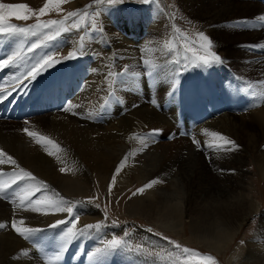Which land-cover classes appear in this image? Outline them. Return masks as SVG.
Listing matches in <instances>:
<instances>
[{"label": "rangeland", "instance_id": "obj_1", "mask_svg": "<svg viewBox=\"0 0 264 264\" xmlns=\"http://www.w3.org/2000/svg\"><path fill=\"white\" fill-rule=\"evenodd\" d=\"M234 1L239 4H244L248 0H234ZM249 1L250 2L253 1L257 6H260L262 8L264 7L262 2L263 0L262 1L249 0ZM47 2L48 0H0V3H5V4L27 5L30 9L33 10V12L36 13V15H33L32 13H28V15L30 16L28 20H17L14 16L9 19L8 23H11L19 27H24V26L28 27L29 25H35L37 23V15H39L38 13L39 8L43 7L44 4ZM91 3L92 0H68L67 3L59 5V11L56 10L57 5L53 3L49 5L50 11L45 15L40 16L39 19L41 22L49 21V20H58V21L63 20L67 12L75 11L78 8H84L85 5H89ZM197 3L200 6H202V10L205 11V17L207 19L208 11L211 8H209L205 4L204 0H197ZM95 7L104 8L105 6L99 5ZM95 7L89 8L88 11L89 12L95 11ZM155 7H157V9ZM163 7L168 8L169 11H165ZM164 12H166L167 17H165ZM190 13L195 14V11L189 4L185 3L184 0H158L156 4H143L140 2V0H124L123 4L112 6L108 8L107 11L102 12L99 20L97 21V28H99L101 26L100 21H103L105 18L104 17L102 19V16L108 15L107 20H109L110 22L113 21L112 23L115 25L117 31L125 27L124 22L130 25V29L133 26V29L132 30L128 29L126 33L122 32L121 30L122 32L121 35L123 37L126 36L124 38L125 39L127 38L131 41L132 40L137 41L138 39V41L135 42L134 44V48L136 49L138 54L136 56L139 58L140 63H143L141 59V52L143 51V58L149 61V65L147 66L144 65L146 66L145 69L141 72H138L141 73L142 77L140 76L141 79L137 81L136 84L138 83L143 84L144 86V88L142 89L143 93H139L138 89L135 88V86L128 88L125 87L124 92L129 93L132 96H135L139 99H148L150 97L149 98L151 99L150 105L158 113H159V109L161 108L153 105L151 103L152 100H155L160 107L166 108V110L170 109V114L173 113V119L175 118L176 122L180 121L183 123V126L181 127V130L184 131L183 138H190L194 134V131L192 130L191 132L190 130L192 129L193 126L200 125V122L203 118L209 115L216 114L218 110L222 108L223 105H228L226 103H230L232 101L233 96L231 95L229 96L227 94H231L232 93L231 89L233 88L235 89L234 92L235 96L233 99L235 105L239 104L238 102L239 99L237 98L239 95L246 97L251 95L253 97L255 95L257 99L259 100L262 99L261 101L264 100V96H263L264 79H262L264 78V70L263 69H261V71L258 70L257 75L259 76L256 77V80L254 78L253 79L251 78L250 80L249 77L247 76L245 77V75L241 76L240 74H238L236 69L228 63V59L230 58L237 61L240 60L239 53H237L239 49L244 51L249 50L256 57L263 58L264 44L260 45L259 43H254L253 40L250 39L251 44L254 43L256 45H259V47L252 48L249 46L248 43L249 41L246 42L245 40L244 41L237 40V43L235 44H229L228 42L229 40H223L222 42H220L219 39H222V37L217 38V36L215 35L219 31L217 25L216 26L211 25V27L212 26L214 27L211 28L210 26H208V24L194 18ZM256 17L257 16L254 14L253 16L245 17L248 19L244 18L242 19V21L241 19L235 21L233 20L228 21V24H230L231 27L235 26L234 28L233 27L231 28L233 32L245 31L250 36L263 34L264 30H261L257 27L263 26L264 21L262 20L260 21V19ZM69 23H71V21H69ZM85 23L86 21L81 22L80 31L73 29L70 32H62L61 35L57 37L55 40L49 41L47 47L42 45V47L45 48L43 49V55L45 53H55L53 59L61 62L56 63L53 67H51L52 69L49 68L45 72V74L41 76L43 78L41 79L40 77V80L36 82L35 84L36 86H34L33 88H27L28 91H25L26 90L25 89L24 91H19L17 93H12L10 91L11 85L13 83L12 81L15 80L14 78L15 76L19 75L18 71L20 68L16 70H12V72H9L8 74L10 75H8L4 79V83H2L3 76L0 77V106L3 103V110L6 108L8 100L10 98L11 100H13L14 96L16 97H14L13 101L14 102L20 101L21 106L24 104V102L27 99H30L31 97L32 98L30 100L35 98L38 101L41 100L42 102L41 107H43L47 102L51 103L57 95L59 94L62 95L59 86H62L63 89L64 86L68 87L71 84V81H68L69 76L71 74L67 72L66 69L68 66H71L72 64V66H76L75 72L79 71L81 73L80 84L83 89L79 91L76 97V99L77 98L79 99L77 100L75 99L70 104L71 105L70 110L68 112H65L64 114L65 116L78 118V119H80L81 117L82 119V115H83L82 113H84L85 111L84 110L85 101H87V104L91 109V111L88 109L89 114L90 112H92V115L96 121L98 120L96 115L97 111L105 106L110 112V114L111 113L114 114L112 118L107 120V124L111 120L113 119L119 120L120 118H123L127 114V110L124 107H121L122 104L117 96V94H119V84H118L119 80L120 81L123 80L125 78V75H117L115 77H107V79H105L107 72L111 70H112L111 72L113 73H120L121 70L125 68V66L128 67V70L129 67H131L129 65H126L124 62H122L123 57L121 53L118 54L110 53L111 55L113 54L112 56L110 55L112 59L110 65L108 66L105 65L103 66L102 69L101 68L102 66L100 64L106 61L104 54H98V55L96 54V57L94 58L95 55H92L93 53L92 54L88 53V51L84 49V52L86 54H84L83 58L86 67L84 69H81L79 66L77 67L78 64L77 62L75 63V59H68L67 61L68 54L64 52L65 50L63 48H61V46L64 45V41H65L64 38L67 37L68 40H70L71 42H77L80 44V41H78L79 37L84 34H85L84 44L90 45L92 43L91 40L88 39V35H89L88 30L83 27ZM107 25L108 23L104 24L103 28L107 29L108 27ZM156 30L158 33H156ZM45 31H50V30H45ZM199 32H203L211 39V41L215 45V47L212 50L215 51L218 55H220L224 62L221 64H215L211 68H208L212 76V79L209 81V83L203 80V75L201 72H197L194 69L186 70L188 71L187 73L186 71H184L182 75L176 77L177 85H176V90L172 95L173 97L169 96L168 91H170L172 87V85L169 82L170 69L174 67V65L171 64L170 62H167L169 61L168 58L171 56L172 59H175L177 56L182 57L184 55V50L182 46L184 44L185 37H187V40L189 42L194 41L196 42L197 45L201 43L197 35ZM94 34L95 33L93 32L92 35ZM234 35L236 36L237 39H239L240 36L239 32L234 33ZM21 39L22 38L7 39L4 37H0V42H1L0 44L3 46L2 47L3 49L0 48V51H3L5 47L6 48L10 47L11 49L14 47L13 49H16V47L19 46L18 42ZM246 39L249 40L248 38ZM10 42L12 43L10 44ZM107 42L109 43V41ZM91 45H93L94 47L99 46L96 43H93ZM108 47L109 46H107V48ZM150 48L153 50H151ZM148 50H150L151 53H154L155 56L150 52H148ZM188 54L191 55V53ZM114 55L116 56L115 58ZM130 55L131 54H128L129 60H136L137 57L135 56L132 57V55L130 57ZM111 65L113 66V68ZM92 66L95 67L93 70H91ZM149 67H153V68L155 67L154 70L156 75L152 79H149L148 77H144L143 75V72L145 73ZM15 72L18 75L14 74ZM129 72H135V71L129 70ZM93 74L98 75L97 76L98 79L96 78L95 80L96 85L97 84L98 85L94 88L95 90L92 93L91 90L92 85L89 86L90 85L89 80L93 78L94 76ZM224 80L229 82H224ZM232 81L240 85L241 89L238 88L236 84L234 83L232 84L231 83ZM74 82H76V80ZM215 86H217L219 92L217 91ZM98 87L100 91L98 90ZM183 87H185V92H184V104H183L184 106L182 109L179 107H181V101H182L180 91H182ZM165 88L168 89V91L166 92L164 97H161L159 100L153 99L155 97H152L151 96L152 94H155L158 90ZM224 89L227 94L225 93ZM36 90L37 92L35 93ZM127 90L128 92H126ZM75 91L77 92V88H75ZM112 91L114 95L118 98L116 101H113L109 96V94ZM25 94L27 97L25 96ZM202 94L204 96H202ZM99 95L100 96L102 95V97H100ZM215 98L217 99V101L214 100ZM38 101H36V113L37 110L40 109L38 105ZM105 101H107V103H105ZM110 101L115 102V104L118 103L117 104L118 106L119 103L121 105L119 107L115 106V109H112L113 106L111 105ZM215 101L216 104L214 103ZM219 102H226V103L220 104ZM102 105L103 107H101ZM74 110L80 112L79 115L81 116L75 114L72 115V113H78V112H74ZM117 112L118 114H116ZM122 114L123 116L121 117ZM26 115L29 116L28 112L26 113ZM41 116L43 115L37 113L32 118L33 120L32 119L28 120L27 118H25L23 121L15 120L14 122L7 120L4 121L0 120V123L13 124L11 128H15V126L20 125L19 123L21 124L23 123L24 125L29 126L26 127L28 129L31 126H35L38 124H39L38 126H40V121L43 120L42 118H40ZM25 121H29V122L25 123ZM176 135L172 137L171 136L167 137L161 134L155 135L153 137V139L155 140L154 146H156L158 143H163V142L173 143L176 140H180L181 138H175ZM41 137L45 138L44 140H41L43 147V149L41 150H43L44 152L45 150L46 152L48 151L47 154L50 155L56 154L58 151L59 152L57 154H63L67 151L65 150V147H63V145L51 135L42 134ZM49 141H51V144L49 143ZM0 147L2 148L0 150L6 153L5 156L0 157V160L4 161L3 164H0V182L6 185L10 181L9 173L12 172L18 173L20 168H23L24 170L32 173L37 178L38 181L43 182V185L47 186L44 187L42 185L39 190L33 188L31 192H26V191H22L21 189L27 188L30 185H35L36 181H31L27 179L24 181H18L17 184H13L12 187L8 189V191L17 190L20 193V195L12 198L11 200L0 199V223H3L5 225L4 228H0V235L1 234L5 236L9 235L15 238L16 239L15 244H18L16 245L15 248L16 249L19 248L12 253L13 258H11L12 257L11 255L9 257L10 260L6 259V261L3 262L2 264H17V263L18 264H101V262L102 264H230L229 261L234 257H236L237 253L241 254L242 257L241 259L242 261H244L245 257H247L248 254L247 244L250 242L251 239H258L260 233V225L262 222V216L264 215V204H263L264 174L262 172H259L260 170L256 165L257 163L254 162L255 160L250 159V163L248 165V170L250 171V175H249L250 177L248 182L249 184L252 183L250 185L252 189L250 188V193L247 195V198L249 200L252 199V201H254L255 203H259V204L261 203V208L257 212V214L249 221V223L246 224L242 233H240L238 239L234 242L232 247L223 254H217L216 252L206 248L205 246H198L197 243H195V241H197V239H201L202 241L212 240L216 238V235H218V231L232 230L239 223L242 216L250 211L249 207L244 208L243 206L238 204L236 200V195L233 194V192L228 189L219 190L210 195H206L201 192H198L197 196L199 197L200 200L204 201V204H202L200 208L194 210L193 217L195 219L202 218L203 223L196 225L195 229L193 228L192 230L190 229V226L187 225L185 227V230L181 232L180 235H176L177 231L173 232L170 229H168L162 222L156 221L154 218L146 217L147 215L146 212L145 214H140L136 211L141 198L147 195L146 192L147 189L149 188L146 187V185H148L147 181L144 180L139 181L134 185H132L131 187L125 189L124 191H121L114 186V183H116V179L112 180L113 175L109 179H104L98 176L91 178V176H89L90 173L85 172L84 177H86L87 175H88L87 178L90 177L89 179L91 180L90 182L91 185L85 186L83 184L80 185L81 184L80 182H76L75 185L76 188L74 187L70 191L69 189L58 187L55 184H51V182H49L48 180L43 179L41 176L36 174L30 168L21 165L19 156L13 155L9 153L7 150L5 151L2 145ZM62 149L64 150L62 151ZM49 150H51V152ZM8 156H11L13 159H15L16 165H12L11 162L8 161ZM221 171H224V173H226L225 169H219L218 173L220 175H228V176L230 175L228 172L226 174L224 173L222 174ZM68 173L70 174L72 172H68ZM110 185H111V193L109 194ZM115 188L118 191L115 190ZM140 188H144V191L142 193L137 191ZM134 192L136 193V195H133ZM21 196L26 198L24 205H21L20 202ZM29 200L31 201L40 200L41 203L38 205L37 204L29 205L28 204ZM60 200L68 202L69 206L72 207L73 211L71 215L67 211L57 212L48 207L49 202L60 201ZM77 201H80L81 203L78 204L76 203ZM89 201H91V203H89ZM96 205H99V208H97ZM33 208H35L36 210H33ZM6 211L8 214L6 213ZM105 213L107 215L106 220H105ZM76 215L79 216V220L76 221L77 229H80L84 225L95 224L98 222L102 224V227L98 232L95 229H93L89 237H81L67 244L66 246L67 250L61 253L59 260H55L53 258L54 254L58 250V246L62 243L61 240L62 230H65L67 227H70L71 225L70 223H66L64 225H58L56 228H52V229L50 228V225L54 224L57 220L60 219L70 220L71 217ZM13 220L16 221V227L19 228L33 227V228L43 229V231L35 234L33 238L39 244L40 247H35L32 242L27 241L23 239V237L19 236L18 233L11 226ZM20 221H24V223L21 224ZM231 222H234V224H232ZM148 229H151V231H148ZM203 232L205 233L204 236H203ZM192 235H194V237H192ZM150 236L159 238L165 245L160 247L158 246L154 247L150 242H148ZM113 238L122 241V245L119 248H117V250L110 252L106 257H93L91 260L89 259L90 253H92L96 248L102 247L104 242L110 241ZM170 242H174V243H170ZM175 244H179L181 246L180 249H177L175 247ZM263 244L264 242L261 241L262 248H264ZM185 247L191 249L193 253H199L200 255H188L187 259H185V254L182 251L183 248ZM25 252L27 253L26 255L23 254ZM208 256L212 257L213 259L212 260L204 259V257H208ZM145 260H149L152 262Z\"/></svg>", "mask_w": 264, "mask_h": 264}, {"label": "bare ground", "instance_id": "obj_2", "mask_svg": "<svg viewBox=\"0 0 264 264\" xmlns=\"http://www.w3.org/2000/svg\"><path fill=\"white\" fill-rule=\"evenodd\" d=\"M184 2L189 4L195 11V14L190 13L194 18L208 24V26L210 27L211 25H217L219 31L215 35L217 36V38L222 37V39H219L220 42H222L223 40H229V44H235L237 43V40H245L246 42L249 41V46L256 45L254 43H259L260 45L264 44V32L263 34L250 36L245 31H238L240 36L239 39H237L234 33L238 32H233V30L231 29L235 26L231 27L230 24H228V21H235L238 19H241L242 21V19H244L245 17L253 16L254 14L258 18L264 16V7L262 8L260 6H257L253 1L250 2L248 0L244 4H239L236 3L234 0H204L205 4L209 8H211L208 11L207 19L205 17V11L202 10V6L197 3V0H184ZM262 2L264 6V0ZM155 8L157 9V7ZM164 9L165 11H169L168 8ZM164 13L165 17H167L166 12ZM107 16L108 15L102 16V19L105 17L103 20L104 24L108 23L107 29H104L106 33L104 39L101 40L97 38L95 40H91V44L96 43L99 46L94 47L91 44H84V49L88 51V53H93L92 55H95L94 58L96 57V54H104L106 61L100 64L102 66V69L103 66L110 65V62L112 60L110 57V53H121L123 57L122 62H124L126 65L131 66L129 67V70H133L137 73L143 71L146 66H144V63H140L139 58L136 56L138 55L137 51L134 48V44L138 41V39L137 41H131L127 38L125 39L124 37L126 36L123 37L121 35L122 32L126 33L128 29H130V25L124 22L125 27L121 29L122 32L121 30L117 31L115 25L112 23L113 21L110 22L109 20H107ZM263 27L264 25L258 26L257 28L264 30ZM132 29L133 26L130 30ZM156 33H158L157 30ZM93 36H97V33H95ZM246 38H248L249 40H247ZM36 39L37 37H29L24 43V47L27 48V46ZM250 39L253 40V44H251ZM64 40V45H62L61 48H63L65 50L63 51L67 54L73 51L74 48L80 47L79 43L71 42L70 40H68L67 37L64 38ZM107 41H109V43ZM11 43L12 42H10V44ZM107 46H109L110 48H107ZM2 47L3 46L0 44V48ZM13 48L11 49L10 47H5L3 51H0V59H3L8 54L16 50ZM43 49L45 48L41 46L39 48L34 49L32 53H26V59L31 58L33 56L36 59L41 58L42 56H44ZM148 52H150V50H148ZM237 53H239L240 60L237 61L230 58L228 59V63L232 65L236 69L238 74H240L241 76L245 75V77H249L250 80L251 78H254L256 80V77L259 76L257 75V71H261V69L264 70V55L263 58L256 57L251 51H244L240 49L237 51ZM128 54H131L132 57H137L136 60H129ZM151 54L154 55V53ZM83 57L84 55L75 59V63L77 62L78 64L77 67L79 66L81 69H84L86 67L84 64ZM115 57L116 56L114 55V58ZM75 67L76 66H72L71 64V66H68L66 69L67 72L71 74L68 80L71 81V84L68 87L64 86L63 89L62 86H59L62 95H57L51 103L47 102L43 107H41V100L38 101L36 98L30 100L32 97L30 99H27L22 106L20 105V101H13L14 97L16 96L13 97V100H11V98L8 100L6 106V108H8L6 116L14 114L15 120L23 121L25 118L30 120L34 117L35 114H37L36 101H38V105L40 109H42L40 114L43 115L40 118H42L43 120L40 121V126H38V124L28 128L29 131L37 134L36 137H30L27 135L26 132L23 131V129L29 127L28 125H24L23 123V125L19 123L20 125L15 126V128H11L13 124L0 123V146L2 145L5 151L7 150L9 153L19 156L21 165L30 168L43 179H46L51 182V184H55L56 186L61 188L69 189L70 191L75 187L76 182H80V185H91V180L89 179L90 177L87 178L88 175L84 177L85 172H89L90 174H88L89 176H91V178L98 176L104 179H109L112 175H114L115 169L118 165H121V171L116 174V183H114V186L118 188V190L124 191L125 189L131 187L135 183L142 180L147 181L148 184L151 181L155 180L156 183L152 184V186L147 189V195L141 198L136 211L140 214H145L146 212V217L154 218L156 221L162 222L171 231H177L176 235H180L181 232L185 230V227L187 225L190 226V229L192 230L193 228L195 229L196 225L203 223L202 218L195 219L193 217L194 210L200 208L202 204H204V201L200 200L197 196L198 192L210 195L219 190L228 189L236 195V200L238 204H240L244 208L249 207L250 211L242 216L239 223L232 230L218 231V235H216V238L212 240L202 241L201 239H197V241H195L198 246H205L206 248L216 252L217 254H223L228 251L232 247L234 242L238 239L240 233H242L246 224L249 223V221L257 214V212L261 208V203H255L254 201H252V199L249 200L247 198V195L250 193V185L252 184H249L248 182L250 177V171L248 170L250 159L255 160L254 162L257 163L256 165L260 170L259 172H262L264 174V100L261 101L262 99H257L255 95L253 97L252 95L248 97L239 95L237 97L239 99V104L235 105V102L233 101L235 96V89H231V94H227L224 89L227 95L233 96L232 101L230 103H219H226L230 106L223 105L222 108H220L216 114L209 115L203 118L200 122V125H195L190 130L191 132L193 130L194 134L190 138H183L184 131L181 130L183 123L180 121L176 122L175 118L173 119V113L170 114V109L166 110V108L159 106V108L162 109H159V114L150 105V97L148 99H139L129 93L124 92L125 87L128 88L135 86V88L138 89L139 93H143L142 89L144 88L143 84H136V82L139 81L142 76L136 80L135 84H133L129 76L125 75V78L123 77L124 79L121 80L125 83H121L120 80L119 83L117 82L119 84V94H117V96L122 104L121 107H124L127 110V114L123 118H120L119 120L113 119L107 124V120L112 118L114 114H110V112L105 106L97 111V123V121L92 115V112H90L89 114V110L91 111V109L87 104V101H85L84 99L83 100L85 101V111L84 113H82V119L81 117L80 119H78L64 115L65 111H63V108L70 105L76 99L79 91L83 89L80 84L81 73L78 70V72H75ZM94 68L95 67L92 66L91 70H93ZM193 69L197 72L202 73L203 80L205 82L209 83V81L212 79V76L208 69ZM12 70H16V68L9 67L4 69V71L0 72V77L3 76L2 83H4V79L8 75H10L8 73L12 72ZM23 71H25V67L22 66L19 69L18 74L20 75ZM45 72L46 71H44L43 74L39 75L35 81L18 82L16 80H13L10 91L12 93L19 92V89H26L25 91H28L27 88H33L34 86H36V82L40 80V77L43 76ZM187 72L188 71H186V73ZM14 74H16V72ZM93 75V78L89 80V86L92 85V93L95 90L94 88L98 85H96L95 81L98 75ZM42 78L43 77H41V79ZM75 80L76 82H74ZM224 82L229 81L224 80ZM17 83H19V89H17L16 87ZM231 83L236 84L238 88H240V85H238L236 82L232 81ZM215 87L219 92L217 86ZM75 88H77V92L75 91ZM167 91L168 89L166 88L160 89L157 91L159 94L157 92L155 93L154 91L155 94H152L151 96L155 97L153 99L159 100L161 97H164ZM36 92L37 90L35 91V93ZM126 92H128V90ZM180 92L181 97L183 99L185 87H183L182 91ZM112 95H114L113 91L109 94L110 98ZM202 96L204 95L202 94ZM100 97H102V95ZM214 100L217 101L216 98ZM216 101L214 102L215 104ZM117 104H115V102H111V105L113 106L112 109H115V106L119 107L121 105L120 103L119 106ZM183 106L181 105V107L179 108L183 109ZM4 110L2 103V105L0 106V115L4 112ZM27 112L29 116L26 115ZM74 112L78 111L74 110ZM116 114H118V112ZM122 116L123 114L121 115V117ZM0 120H2L1 117ZM153 129L162 130L158 135L161 134L167 137H172L177 134L175 138L181 139L176 140L173 143H158L156 146H154L153 142L145 138L146 134L151 133ZM212 132H216L219 135L212 136ZM42 134H48L56 138L63 145V147H65V150L67 151L63 154H57L59 152L58 151L56 153L57 155H50L47 154L48 151L46 152V150L44 149L46 152L45 153L43 150H41L43 149L42 142L40 141V143H37V138L41 137ZM220 136H225L228 137L230 140L235 141L236 145H238L239 147L227 152H216L214 150L216 145H224V141L220 139ZM194 139L200 143L202 150H198L197 147H195V144L193 143ZM208 145H212L213 147L210 148L208 147ZM227 147L231 146L227 145ZM0 149L2 148L0 147ZM63 150L64 149H62V151ZM49 151L51 152V150ZM125 157H127V159H125ZM61 168L64 169L63 172L60 171ZM219 169H225L226 173L228 172L230 175H220L218 173ZM68 172L72 173L69 174ZM221 172L222 174L224 173V171ZM116 188L115 190H117ZM231 223L234 224V222ZM204 234L205 233L203 232V236ZM192 237H194V235H192ZM15 241L16 239L9 235H0V264L5 262L6 259L10 260L9 257L11 255V258H13L12 253L19 249L15 248L16 245H18L15 244ZM261 241L264 242V215L262 216L258 239H251L250 242L247 244L248 254L247 257H245V260L242 261L241 254L237 253L236 257L231 259L229 263L264 264V248H262ZM148 242H150L154 247H160L165 245L159 238L153 236H150Z\"/></svg>", "mask_w": 264, "mask_h": 264}, {"label": "snow or ice", "instance_id": "obj_3", "mask_svg": "<svg viewBox=\"0 0 264 264\" xmlns=\"http://www.w3.org/2000/svg\"><path fill=\"white\" fill-rule=\"evenodd\" d=\"M68 0H48L47 3L44 4L43 7L39 8L37 15V23L35 25H29L28 27H19L16 25H13L11 23H8L9 19L11 17H15L17 20H28L30 16L28 13H32L33 15H36L35 12H33L32 9H30L27 5L24 4H5L0 3V37H4L7 39L11 38H22L18 43L19 46L16 48L15 51L8 54L3 59H0V71L13 67L16 69L21 68L22 66L25 67V71H23L19 76H15V80L18 82L23 81H35L37 77L41 74H43L44 71H47L49 68L53 67L56 63H59L61 61H56L53 59L55 53H45L44 56H42L39 59H36L34 56L31 58H27L25 56V53H32L34 49L41 47L42 45L47 47L48 42L55 40L57 37L61 35L62 32H70L73 29L80 31L81 28V22L86 21V23L83 25L84 28L88 30V39L89 40H95L97 38L103 40L104 36H106V33L103 28V21H100V27L97 28V21L99 20L102 12H105L108 10V8L116 5H120L124 3V0H92V3L89 5H85L84 8H78L75 11L67 12L66 16H64L63 20H49V21H40V16L45 15L50 11L49 5L50 4H56L57 5V11H59V5H62L64 3H67ZM143 4H156L158 0H140ZM103 5L104 8H98L95 6ZM95 11L89 12V8H94ZM258 19L264 21V16L259 17ZM71 21V23H69ZM246 23V22H245ZM50 30V31H45ZM97 33V36H93L92 33ZM199 43L198 45L196 42H189L187 40V37L184 38V44H183V50L184 55L177 56L175 59H172L169 57V61L171 64L174 65L170 69V77L169 82L172 85L169 96H172L173 93L176 90V77L179 75H182L184 71L191 70L193 68H199V69H208L211 68L215 64H221L223 63V60L220 55H218L215 51L212 49L215 47L214 43L211 41V39L205 35L203 32H199L198 34ZM29 37H37L36 40H34L31 44L27 46V48L24 47V43L27 41ZM80 41V47L74 48L73 51L69 52L67 59H76L80 56L86 54L84 52V41L85 36L81 35L79 37ZM250 47H259V45H251ZM188 53H191L189 55ZM141 59L142 62L147 66L149 65L148 60L143 59V51L141 52ZM107 67V66H106ZM117 75H128L131 82L135 84L136 80L140 78L141 73L137 72H129L127 66H125L124 69L121 70L120 73H113L109 71L106 74L107 77H115ZM144 76L148 77L149 79H152L156 73L153 67H149L148 70L143 73ZM121 83H125L124 81H121ZM17 89H19V83L16 85ZM20 91H24L25 89H19ZM111 99L113 101L117 100L118 98L114 95L111 96ZM107 103V101H105ZM151 103L157 107L159 105L156 103L155 100H152ZM71 105L66 106L63 108V111L68 112L70 110ZM103 107V105H102ZM75 115H79V113H73ZM25 123H28V121H25ZM24 132L27 133L30 137H36L37 134L34 132L29 131L27 128L23 129ZM160 129H153L151 133L146 134V139L150 140L151 142H155L153 137L155 135H158L160 133ZM212 136H218L219 134L216 132L211 133ZM45 139L44 137H38L37 143H40L41 140ZM220 139L224 141V145H216L214 150L216 152H227L231 151L233 149L238 148L239 146L236 145L235 141L230 140L228 137L220 136ZM51 143V141H49ZM193 143L196 145L198 150H202L200 143L197 140H193ZM227 145H230L231 147H227ZM208 147L212 148V145H208ZM6 153H4L2 150H0V157L5 156ZM127 159V157H125ZM8 161L11 162L12 165H16L15 159H13L11 156H8ZM4 161L0 160V164H3ZM61 172L64 171L63 168L60 169ZM121 171V165H118L115 169V173L113 175V180L115 179V175L118 174ZM10 175V181L5 185L4 183L0 182V199L4 200H11L12 198L19 196L20 193L17 190L8 191L12 187L13 184H17L18 181H24V180H31L36 181L35 185H30L27 188H22V191L31 192L33 188L36 190H39L40 187L43 185V182L38 181L37 178L30 172L24 170L23 168H20L19 172H12L9 173ZM156 183L155 180L151 181L146 187H151L152 184ZM44 187H47L46 185H43ZM138 192H143L144 188H140L137 190ZM111 193V185L109 186V194ZM133 195H136L134 192ZM25 197H20L21 205L25 204ZM40 200L36 201H28L29 205L33 204H40ZM76 203H81L80 201H77ZM91 203V201H89ZM48 207L53 209L57 212H64L67 211L70 215L73 211L72 207L69 206L68 202L60 200V201H51L48 204ZM97 208H99V205H96ZM33 210H36L33 208ZM107 219V215L105 213V220ZM79 220V216H73L70 220L60 219L57 220L54 224L50 225V228H56L58 225H64L66 223H70V227H67L65 230H62L61 240L62 243L58 246V250L54 254V259L59 260L61 253L65 252L67 250V244L71 243L73 240L79 239L81 237H89L91 235V231L95 229L97 232L101 229L102 224L101 223H95V224H87L81 227L80 229H77L76 221ZM20 223H24V221H20ZM115 223V222H113ZM12 228L18 233L19 236L23 237V239L30 241L34 244L35 247H40L39 244L35 241L34 236L35 234L43 231V229L40 228H33V227H25V228H19L16 227V221H12ZM5 225L3 223H0V228H4ZM148 231H151V229H148ZM174 243V242H170ZM122 245V241L119 239H111L110 241H106L103 243L102 247L96 248L92 253L89 255V259L91 260L93 257H106L110 252L117 250ZM175 247L177 249H180L179 244H175ZM183 253L185 254V259H187L188 255H200L199 253H193V251L189 248H183ZM23 254H27L26 252ZM206 260H212L213 258L208 256L204 257ZM102 264V262H101Z\"/></svg>", "mask_w": 264, "mask_h": 264}]
</instances>
